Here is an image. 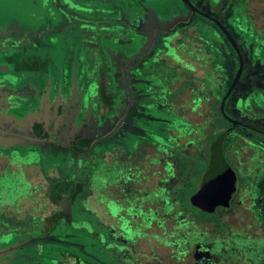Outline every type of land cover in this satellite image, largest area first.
Wrapping results in <instances>:
<instances>
[{
	"label": "rangeland",
	"instance_id": "374dc122",
	"mask_svg": "<svg viewBox=\"0 0 264 264\" xmlns=\"http://www.w3.org/2000/svg\"><path fill=\"white\" fill-rule=\"evenodd\" d=\"M193 1L201 11L216 15L229 30L236 32L237 26L229 22L227 17L208 8L209 0L203 4L202 0ZM245 1L247 0H243V3ZM230 2L233 3L234 0H213L212 4L221 8ZM112 4L114 0H0V148L8 152V146H26L33 142L36 144L38 138L45 136L53 145L58 146L56 151H63V154H49L46 143H39L41 161L34 160L32 163L9 168L29 175L40 169L50 175L71 173L72 166L65 160L64 152L68 155L74 153L77 158V150L67 145L80 141L83 146L91 144L85 151L87 161L84 169L93 168L101 173L113 171L115 143L120 153L133 157L134 164L140 163L146 143L143 139L145 132L139 121L132 118V115H127L137 89L143 86L148 91L150 88V80L144 79L138 72L140 69L148 72L157 70L165 78L162 76V81L157 77L153 80L154 83L158 84L160 80L168 86L167 76L173 80L181 72L179 69L174 71V67L178 65L192 69L178 55H187L188 52L182 50V45L176 50L169 44H164V38L168 42L170 38L163 34L179 22H191L190 26H193L198 36L193 38L192 41L195 42H191L190 50H197L200 54L199 59L186 57V60H191L196 65V71L191 78L188 72V75L182 74L180 91L185 90L190 79L192 87H188V92H191L193 98L197 99L204 92H212L214 99L212 111L208 115L204 113L202 118L192 116L199 122V127H194L190 134L195 142L185 141L182 144L184 150L176 152V159L181 167L182 186L177 197L182 212L177 216L180 223L173 235H177L180 247L185 246L187 251H179V255L167 250L162 252V245L158 243L167 240L163 236L156 237L158 243L153 241L155 255L147 257L145 263L193 264L191 251L199 244L212 249V256L218 261L217 264H250L246 262L248 257L251 264H264V215L256 204H243L237 198L248 184L247 181L238 183L230 208L218 207L213 212H205L193 206L189 199L190 193L195 191L209 166L210 144L218 138L219 133L227 134L224 141L226 159H229L227 147L232 140H236L233 147L237 148L242 147V142L237 141L245 142V139L253 144H264L263 136L242 125L232 124L222 115L221 98L226 93V80L233 74V61L228 57L230 48H226L224 44L225 47L211 43L208 38L211 37L208 31L219 32V29L206 17L194 15L182 0H146L136 3V8L145 10L135 9L127 18L121 16L120 12L111 15ZM237 4L235 0L234 10ZM263 5L264 0L249 1V8L257 15L260 14L261 18H257L259 26L248 25L252 21L249 20L251 13L247 8L242 9L243 15L237 20L242 25L246 24L243 25L245 30H251L244 33L249 36L250 46L245 51L243 41L247 43V39L242 32L238 33L241 40L239 47L245 62L244 76L225 107L230 116L254 126H264V111L255 110L264 109V13H260L264 9ZM102 8L105 12L99 10ZM190 26L180 24L179 32L174 37L179 36L178 40L184 41L185 36L179 34ZM187 34L186 39L189 40L191 36L188 31ZM204 36L208 41L202 39ZM252 45L256 47L255 52L259 54L256 56L261 60L254 65ZM165 47H169L166 54ZM168 55H173V59L179 64L173 62ZM202 55L209 57L206 66L201 65ZM104 62L109 67L102 74ZM133 65L138 68L136 72L131 70ZM254 83L261 85V92H249ZM88 92L96 93L98 99L87 98ZM148 92L153 99L149 102L152 111L165 117V121L176 118L182 128L185 124L189 125L182 120H187L183 108H179L181 112L174 111L167 105L169 103H162L163 97L160 99L157 92ZM105 99L108 101L107 105H104ZM146 106L139 107L135 104L134 109L140 108L135 112L142 113ZM150 126L153 131L160 132L157 123ZM164 131L166 132L164 129L161 131L162 135ZM248 147L249 151L253 149L250 145ZM76 166L78 167L77 164ZM261 178H264V173ZM100 180L106 182L105 177ZM106 197H112L110 190L95 197L97 201H101L95 211H89L88 207L74 209L76 221L85 219L88 224L92 214L95 215L97 231L102 233L100 242L88 248L89 251L92 250L93 257L94 253L96 257L92 261L86 255L87 264H123L129 261L125 252L119 255L113 249V217L108 213L111 211L113 214V205L108 204ZM39 214L36 211V215ZM0 217L3 218L2 222H9L7 227L15 231L16 220L19 218H24V222L32 220L29 211L19 215L13 209L0 210ZM95 226L92 224L94 230ZM68 228L72 230L73 226L69 225ZM93 239L94 237L90 238L92 242ZM85 240L88 242V239ZM222 252L225 255L220 258L218 255ZM5 261L0 254V264Z\"/></svg>",
	"mask_w": 264,
	"mask_h": 264
},
{
	"label": "flooded vegetation",
	"instance_id": "af4514ba",
	"mask_svg": "<svg viewBox=\"0 0 264 264\" xmlns=\"http://www.w3.org/2000/svg\"><path fill=\"white\" fill-rule=\"evenodd\" d=\"M145 1L146 0H114V4L111 5L110 14L113 15L114 13L120 12L121 16L124 15L125 18H127L135 11L145 10L135 7L136 3ZM206 1L207 0H202L201 4L206 3ZM191 2L199 8L193 0H191ZM212 3L213 0H209L208 8L212 9L216 14H220L219 8L213 7ZM189 8L194 15L200 14L191 7ZM99 10L105 12L103 8ZM211 16L215 17L216 15L212 14ZM180 24L183 26H190L191 22H179L177 26H173L164 32V37L170 38L169 42L164 38V44H169L171 48L176 50L182 45V50L188 52V54L182 56V54L178 53V55L182 57V60L185 62L184 64L191 66L192 69L178 67V65L174 67V71L179 69L181 72H178L179 75L173 80H171L170 76H167L169 78L168 86H165V84L160 81L162 76L163 78H165V76L164 74L161 75V72L157 70L153 69L150 73L140 69L138 73L142 74L144 79L150 80V83H148L150 86L148 91L157 92L158 95H160V99L163 97L162 103L166 101L169 103L167 105L174 111L179 110V112H181L182 110L180 111V109L183 108L185 112L184 116L187 117V120H182H185L189 125L185 124L182 128V126L178 124L180 122H177L176 118L174 120L168 119V121H165V117L156 114L150 109L149 102H152L153 99L149 96V92L146 91L143 86L141 89L138 88L135 92L136 97L133 95L132 104H130L131 108L127 115H132V118L139 121L145 132V137L143 139L146 143H144L142 149V159L140 163L134 164L133 157L120 153L115 143V150H113V171L101 173L93 168L84 169L87 161L85 151L91 144L88 145V147L83 146L80 141L67 145V147H73L77 150V158L74 157V153L68 155L64 152L65 160L68 161V165L72 166L71 173L50 175L45 172L44 169H40L32 171L33 174L29 175V173L12 170L9 167L32 163L34 160L41 161L39 143H46L45 145L48 147L47 150L49 154H63V151H56L58 146L53 145V142L45 136L38 138L36 144L33 142L26 146H8V152L0 148V210L13 209L17 211L19 215L29 211L32 218L31 221L26 220L25 222L22 221L24 218H19L18 221L16 220L17 230L15 231V229L7 227L9 222L6 220L2 222L3 218L0 217V254L6 260L4 264H87L85 260L86 255H89L92 261H94L93 258L96 257V255L94 253L93 257L92 250L89 251L88 248H91L92 245H95L98 241L100 242L102 235L100 231H97L98 227L97 224H95L96 217L92 214L89 219L91 222L89 221L88 224L85 219L76 221L74 209L88 207L89 211H95L94 209L98 208V205L101 204V201H97L95 197L107 190L111 191L113 197L105 198L109 205L110 203L113 205V214L111 211L108 212L109 215L113 217V249L116 250L119 255L125 252L129 257V263L126 262L123 264H147L145 263L147 257L155 255V243H153V241L158 243L156 237L160 236H163L162 238L168 242L161 241L158 243L162 245V252L167 250L171 253L176 252L178 254L179 251H187L185 246L180 247V244L177 242V235H173L176 233V228L180 223L177 216L182 212V206L178 204L179 200L177 197L181 191L182 178L181 167L178 163V159H176V152L184 150L182 144L185 141L187 143L195 142L193 141L195 138L191 137L190 134H192L191 130H193L194 127H199V122L194 120V118L197 116L202 118L204 113L208 115L209 111H212L214 95L212 92H204L202 96L197 98V101V99L192 97L191 92H188V87H192L190 79H188L187 87H184L185 90L183 92L180 91L182 87V74H187L188 72L190 75H187L191 78L196 71V65H194L193 61L186 60V57L189 56L195 59L198 57L199 59L198 54H200L197 50H190L193 38L198 36L193 26L185 29L186 31L184 30V32H180L179 35L185 36L183 39L184 41H179V36L174 37V35L179 32L178 27ZM187 31L191 36L189 40L186 39V37H188L186 36L188 35ZM217 33H219L218 30L208 31L209 36L211 35V37L208 38L211 43L215 42L216 45L219 46L221 44L218 43L214 36V34L217 35ZM208 38L204 36L202 39L208 41ZM235 39L239 46V42L241 41L239 36ZM222 41L223 39H221V42ZM226 48L228 47L226 46ZM165 49L164 54L169 51V47H165ZM167 57L179 64L173 59V55H168ZM228 57L233 61V53L231 50L228 53ZM208 58L209 57L205 55L200 58L202 66L208 64ZM259 62H261V60H259ZM93 65H95V63H93ZM107 65L108 64L104 62L101 69H108L109 66L107 67ZM109 65H111V63ZM137 69L135 65L131 67L133 72H136ZM208 70L209 68L207 71ZM82 72L83 71H81V73ZM167 74L168 73H166V75ZM157 77L160 78L158 84L153 81ZM195 80H198V77H195ZM241 80L239 82H241ZM162 81L164 80L162 79ZM255 96L256 95H254V97ZM92 97L98 99L96 93L88 92L87 98L90 99ZM251 98H253V96ZM107 103L108 101L105 99L104 105H107ZM135 104L139 107H143L145 104L147 106L142 113H137L135 111L140 110V108L134 109ZM255 108H257V106H255ZM134 114L136 115L134 116ZM155 123L159 125L160 132L153 131V127L150 126V124L154 125ZM255 127L264 131L263 125ZM161 128L166 130V132H163V135L161 133L163 129ZM256 133L264 137V134L259 132ZM222 134H225V141L227 134L220 133V136ZM245 140V142L241 140L237 141V143L242 142V147L240 148L233 147L236 140L231 141V144L227 147V156L229 159H226L224 154L225 149L223 141V159L236 175V187L232 198L237 192L238 183L240 181H247L248 184L245 185L240 197L238 196L237 198L243 204L250 202L256 204L264 215V186L263 188L261 187V183L264 182V178H261L264 173V144L260 142V145H257L253 144L252 141ZM168 145H170V147ZM249 145L253 147L251 151L247 149ZM93 157L95 158L96 155ZM27 158H32L33 160L30 162H17L18 159L25 160ZM91 160L94 162L93 159ZM211 163L212 153L209 166L204 172V175L211 167ZM90 164L94 163L90 162ZM86 171H88L87 174ZM104 177L106 178V182L103 183L100 179ZM202 180L203 177L197 184L193 193L200 189ZM241 198H243L242 201ZM189 199L194 206L190 195ZM105 206L108 208L107 204H105ZM230 206V204L229 206H217L216 209L218 207L230 208ZM66 207H71V220H68L64 215ZM129 210H131L130 213ZM36 211H39L40 214L36 215ZM92 224L94 226L96 225L95 230ZM69 225L73 226L72 230L68 228ZM93 237L94 241L92 242L90 238ZM85 239H88V242ZM191 252L193 264L218 263L212 256V254H214L212 249L208 247L196 244ZM224 255L225 254L222 252L219 253L218 256L222 258ZM246 262L252 263L249 257Z\"/></svg>",
	"mask_w": 264,
	"mask_h": 264
},
{
	"label": "water",
	"instance_id": "95a60500",
	"mask_svg": "<svg viewBox=\"0 0 264 264\" xmlns=\"http://www.w3.org/2000/svg\"><path fill=\"white\" fill-rule=\"evenodd\" d=\"M189 7L197 11L198 13L204 15L205 17L211 19L214 21L224 32V34L227 36L231 44L233 45L234 49L238 53V56L240 57V64L238 71L229 86L228 90L226 91L224 97L221 101V111L225 118L229 120L232 124L235 125H242L244 127H247L249 129H252L256 132L264 134V131L253 126L250 124L243 123L236 118L230 116L226 113L225 105L227 99L230 97L234 89L237 87L243 71L245 62L242 56V53L239 49L238 43L235 39V37L231 34L229 29L216 17L211 16L210 14H207L203 11H201L199 8H197L191 0H183ZM225 134H222L220 138L216 141V144L214 146L213 155H212V163L210 167V173H209V180H208V192H209V198L206 200V205L209 211L213 212L215 211L217 206H229L230 200L232 198V195L235 191L236 187V175L234 171L226 164V162L223 159L222 156V149H223V141H224ZM32 158H27L25 160L18 159L17 162L26 161L30 162L32 161ZM10 186V185H9ZM8 204V203H7ZM264 210V209H263ZM64 215L68 220H71V207H66Z\"/></svg>",
	"mask_w": 264,
	"mask_h": 264
},
{
	"label": "trees",
	"instance_id": "16d2710c",
	"mask_svg": "<svg viewBox=\"0 0 264 264\" xmlns=\"http://www.w3.org/2000/svg\"><path fill=\"white\" fill-rule=\"evenodd\" d=\"M237 2H238V4L236 5L237 6V8L234 10V8H233V6H234V2H235V0H234V2L233 3H228V5H226V6H224V7H221L220 8V6H213V7H217V8H219V10H220V12H222V13H220L221 15H223V16H225V17H227V19H228V21L229 22H231L233 25L235 24L237 27H236V29H235V31L236 32H233V31H231V33H232V35L236 38L237 36H238V33H240V32H242L243 34L245 33V31H247V32H251V30L250 29H246L245 30V28H244V26L243 25H246V24H244L243 23V25L241 24V23H239V22H237V20L239 19V17H242V16H240L241 14L243 15V8H247L246 10H248V11H250V13H251V15L249 16V20H251L252 21V23H250V24H248L249 26H251V25H253L254 27H257V26H259V24H258V20H257V18H261L260 17V14L259 15H257L253 10H251L250 8H249V1L250 0H247V1H245V3H243V0H236ZM231 4H233V5H231ZM262 8H264V5H263V7ZM261 8V9H262ZM238 11V12H237ZM261 12H263L264 13V9H262V10H260V13ZM207 20L210 22V23H212L213 25H215L218 29H219V32L220 33H217V35H215L214 34V36H215V38L217 39V41H218V43L219 44H221L222 46H224V45H226L228 48H230V50H231V52L233 53V74H232V76H229L228 78H227V80H226V90L228 89V87L230 86V84L232 83V81H233V79H234V77H235V75H236V73H237V71H238V68H239V64H240V57L238 56V54H237V52L235 51V49L233 48V46H232V44L230 43V41L228 40V38L226 37V35L224 34V32L220 29V27L215 23V22H213L212 20H210V19H208L207 18ZM219 20H220V18H219ZM245 35V37H246V39H247V43L245 42V41H243V44H244V46H245V51H246V48H247V46H250V44L248 43V38H249V36L248 35H246V34H244ZM251 35H252V33H251ZM254 36H256V34H254ZM221 37V38H220ZM248 37V38H247ZM252 37V36H251ZM257 37V36H256ZM221 39H223V41L221 42ZM226 42V43H225ZM224 44V45H223ZM252 54H253V65L254 64H256V62L257 61H259V57H257L256 55L258 54H256V47H253V45H252ZM243 54V53H242ZM259 55V54H258ZM260 63V62H259ZM102 70V74L106 71V69L104 68V69H101ZM243 76H244V74H242ZM105 75H103V77H104ZM243 76H242V78H243ZM247 77V76H246ZM241 80V79H240ZM253 86H252V89L251 90H249V92H257V90L258 91H260L261 92V88H260V86L261 85H258V84H252ZM226 90H225V92H226ZM264 92V91H263ZM232 95V94H231ZM231 95H230V97L227 99V101H229L230 99H231ZM227 101H226V103H227ZM260 111H264V109H257V112H260ZM264 114V113H263ZM223 115V114H222ZM224 116V115H223ZM252 132H254V133H256L255 131H253V130H251ZM257 134V133H256ZM220 138V133H219V136H218V138L216 139V140H214L210 145V150H211V153H212V155H213V150H214V146H215V144H216V141L218 140ZM210 171V168H209V170L206 172V174L203 176V180H202V185H201V187H200V189L199 190H197L195 193H190V196H191V199H192V201H193V203H194V206H197L199 209H201V210H203V211H205V212H211V211H209L208 210V208H207V205H206V200H207V198H209V192H208V180H209V172ZM263 186H264V182H262L261 183V187L263 188Z\"/></svg>",
	"mask_w": 264,
	"mask_h": 264
},
{
	"label": "crops",
	"instance_id": "0c3cea01",
	"mask_svg": "<svg viewBox=\"0 0 264 264\" xmlns=\"http://www.w3.org/2000/svg\"><path fill=\"white\" fill-rule=\"evenodd\" d=\"M1 27H2V26H1ZM1 27H0V28H1Z\"/></svg>",
	"mask_w": 264,
	"mask_h": 264
}]
</instances>
